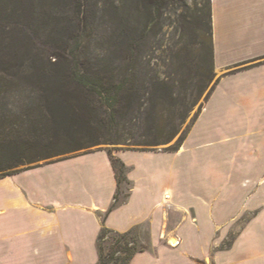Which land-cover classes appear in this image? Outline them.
<instances>
[{"label":"crops","instance_id":"1","mask_svg":"<svg viewBox=\"0 0 264 264\" xmlns=\"http://www.w3.org/2000/svg\"><path fill=\"white\" fill-rule=\"evenodd\" d=\"M211 20L218 81L180 148L114 155L98 149L0 177V264H97L103 226L139 231L144 249L129 264L264 263V231L252 230L263 224V207L218 249L252 210V180L264 166V64L252 66L264 56V0H211ZM243 64L251 67L236 70ZM226 80L232 85L229 103L213 113L218 136L197 145L184 162L195 123ZM214 147L217 159L202 156L211 149L215 156ZM129 154L156 162L142 165L135 177ZM111 157L124 164L130 188L110 210L119 190ZM199 167L200 173H191ZM235 169L244 174L233 183ZM183 181L189 182L184 189ZM174 239L177 244H170Z\"/></svg>","mask_w":264,"mask_h":264},{"label":"trees","instance_id":"2","mask_svg":"<svg viewBox=\"0 0 264 264\" xmlns=\"http://www.w3.org/2000/svg\"><path fill=\"white\" fill-rule=\"evenodd\" d=\"M60 1L62 16L47 13L57 25L42 43L38 33L44 20L37 1L0 0V177L34 167L19 168L22 165L97 145L151 151L168 144L179 133L205 82L215 76L211 0H199L193 8L187 0ZM178 4L188 34L180 43L172 39L164 50L165 14ZM110 15L116 19V29L104 28L98 38L101 21ZM168 57L169 68L161 71ZM3 64L10 71L3 70ZM193 78L199 82L196 94H187ZM16 79L27 83L34 117L26 132L13 130L15 135L8 137L4 85ZM175 108L177 122L173 123L166 114ZM187 133L179 147L166 150L177 151ZM111 163L120 187L126 182L125 166L114 157ZM118 192L110 210L119 201ZM111 233L114 241L105 254L101 242ZM132 233L103 226L97 264H129L144 249L142 244L136 246Z\"/></svg>","mask_w":264,"mask_h":264},{"label":"rangeland","instance_id":"3","mask_svg":"<svg viewBox=\"0 0 264 264\" xmlns=\"http://www.w3.org/2000/svg\"><path fill=\"white\" fill-rule=\"evenodd\" d=\"M36 1L38 3L39 8H40L39 16L41 18H43V20H44L43 22L40 23L43 25L39 26V33H38L39 42L44 43L45 41H47L46 36L48 34V30L51 29L52 27H56V25H57L56 23H54V20L50 21V19L47 17L48 16L47 13L52 11V13H54V15H55L54 17H56V18L58 16H62L61 13H58V9H60L59 7L62 5V1H60V3H58V0H36ZM187 1H188V4L190 5V7H192V8L195 5V3L200 2L199 0H187ZM53 5L56 6L55 9H51ZM183 14H185V13L182 11V8H180L179 4L177 5V9L175 11L168 10L166 12V14H165L166 20L164 22L165 27L163 28L165 35L163 36L162 49L166 50L165 48L169 47L168 45L170 44V41L172 39L177 40L180 43V39L183 40V37L187 36V34H188V31L186 30L187 28H185V30H184L183 23H182L183 18L181 16ZM101 22H102L101 26H99V28H98V36H99L98 38H101V36L104 35L103 34L104 28L109 27L111 30L113 29L112 31H114L116 29V19L113 15L106 16V18H104ZM96 41H97V43H96L97 46L103 47L104 43H102L101 41H98V40H96ZM155 53L160 54L161 52L156 51ZM168 59H169V57L166 58L165 61H168ZM165 63H166V65H164L160 68L161 71H167L168 70L170 61H168V63L167 62H165ZM261 64H264V56L262 59L257 60L252 66L261 65ZM172 66L170 67L171 69H172ZM248 67H251V66L247 65V64H243L242 67H239L236 70H242V69H246ZM2 69L10 71L9 69H7V67H5V64L2 65ZM213 71H214L215 76L213 77V79L210 82H207V81L205 82L206 85L204 86V90L201 93V96L197 100L196 104L189 111L186 120L184 121V123L180 127L179 133L176 135V137L170 143L164 144V145H159L153 151H167L166 149H168V148L179 147V144L181 141L180 139L182 137H184L185 134L187 133V131H189L191 129V127L193 125V121L195 120L198 112L200 111V109L203 107V105L205 103L206 96L210 92L215 80L218 78V74L215 72V68ZM198 83H199L198 79L196 78V80H194V78H193L192 83H188L187 94L188 93L189 94H192V93L196 94L195 93V91H196L195 85H197ZM231 90H232V85H231L230 80L224 81L216 89V91H215V93L211 99V102L209 101L207 107L204 110L205 113L203 111V113L201 114V116L199 117L198 121L195 123V125L192 129L193 131L191 133V136L189 135V137L187 139V142H188L187 143V152L182 157L184 162L185 161L188 162V160L190 159V155L194 153V150L197 147V145L205 143V141L208 139L209 140L215 139L218 136V133L214 131V124L217 122H215V116L213 113L215 110L219 111V109H223L222 106H224L225 104L227 105V103H229L228 100L230 99L229 94H230ZM4 91H5L4 92V99L2 101L4 103L3 114L5 115V127H6L5 132L7 133L8 137L10 135H15L14 131L20 130V131H22V133L26 132L30 126V123L32 121V117H34V111L32 110L34 103L32 102V98L30 97V93H29V90L27 88V83L25 81L18 80V79L12 81V83L7 82L4 85ZM176 109L177 108L172 109L170 112H168L166 114L167 118H169V120H171L173 123L177 122V120H176L177 119L176 118L177 117ZM263 127H262V130L264 131ZM255 129L257 130V128H255ZM98 149H104L109 153V155H111V154L114 155L118 151L127 150V149H131V148L126 147L125 145H120V144L97 145V146L91 147L89 149H85V150H81V151H77V152H73V153H69V154H65V155H61V156H57V157H53L50 159L39 160V161L33 162L31 164L22 165L19 168H26V167H32L35 165H42V164L52 162V161H56L59 159L73 157V156H77V155H80L83 153L84 154L89 153V152H92V151L98 150ZM213 149H215V151H214L215 156L212 155V149L209 150L208 152H207V150H204L203 152H201L203 154L202 156L207 157L205 154L208 153V154H210L211 160L217 159L219 149L216 147H214ZM199 152L200 151H195V153H199ZM199 156H201V155H199ZM126 157L128 160L129 169L132 171V173L135 177H137L139 175L142 165L146 167L148 165L153 164V162H156V158L154 161L153 159H149V158L141 156L139 154H129ZM167 162H168V160H167ZM226 168H228V166H226ZM226 168H223V169L226 170ZM233 169L234 168H232L231 170L233 171ZM190 171H191V173L194 171L200 173L202 171V169H201V167L195 168V169L191 168ZM243 174H244V172L241 173V176H237V170L235 169L233 183L235 180L241 179ZM126 184L127 183H124V182H122L120 184V187L118 190L119 191L118 192L119 202L123 201L125 199L124 196L128 194L127 190H129L130 185L129 184L126 185ZM184 185H185V187H188L189 182L183 181L180 184V187L182 189H184ZM251 187H252L251 198H252V203H253L252 210L249 213H247L245 216H243V218L237 223V224H239V226H234L235 229H233L227 235V237L220 244L218 249H222L225 246L229 245V243H231V241L234 239L235 235L237 234L238 228L240 227V225L243 223V221L245 219L253 218L259 212V210L262 207L264 209V166L260 170L259 177L252 180ZM242 190H243V188H242ZM246 204H248V203H246ZM237 205H238L237 201L236 202L232 201V207L237 208ZM253 229L258 230V233L260 232V229H263V231H264V220H263L262 225L255 223L254 226L252 227V230ZM263 235H264V232H263ZM139 236H140L139 231L136 229H134L132 235H130L131 238H135L136 246H139L138 244H141L140 243L141 240H140ZM113 241H114V234L113 233L107 234L103 238L101 243H102L103 251L105 254L107 253L109 246L113 243ZM170 243H171V240H170ZM129 246H131V244H129ZM263 249H264V236H263ZM121 255L122 254H120V253L116 254L117 257H120ZM227 258H229V255H227L225 257V259H227ZM263 262H264V259H263ZM110 264H112V263H110Z\"/></svg>","mask_w":264,"mask_h":264},{"label":"bare ground","instance_id":"4","mask_svg":"<svg viewBox=\"0 0 264 264\" xmlns=\"http://www.w3.org/2000/svg\"><path fill=\"white\" fill-rule=\"evenodd\" d=\"M172 242V244H176L177 243V241L174 239V241H171Z\"/></svg>","mask_w":264,"mask_h":264},{"label":"built area","instance_id":"5","mask_svg":"<svg viewBox=\"0 0 264 264\" xmlns=\"http://www.w3.org/2000/svg\"><path fill=\"white\" fill-rule=\"evenodd\" d=\"M169 198V196L168 195H165V199H168ZM171 244V243H170ZM177 244V243H176Z\"/></svg>","mask_w":264,"mask_h":264}]
</instances>
